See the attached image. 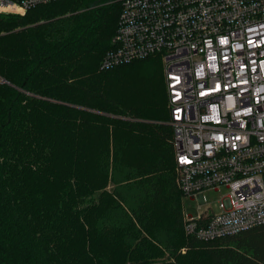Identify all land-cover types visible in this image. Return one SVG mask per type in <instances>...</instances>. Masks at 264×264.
<instances>
[{
	"label": "trees",
	"instance_id": "1",
	"mask_svg": "<svg viewBox=\"0 0 264 264\" xmlns=\"http://www.w3.org/2000/svg\"><path fill=\"white\" fill-rule=\"evenodd\" d=\"M120 10L0 15V264H264V225L184 232L160 57L100 66Z\"/></svg>",
	"mask_w": 264,
	"mask_h": 264
},
{
	"label": "built area",
	"instance_id": "2",
	"mask_svg": "<svg viewBox=\"0 0 264 264\" xmlns=\"http://www.w3.org/2000/svg\"><path fill=\"white\" fill-rule=\"evenodd\" d=\"M54 0H0L24 15ZM159 56L176 185L220 212H183L187 235L209 240L264 225V0H121L101 68ZM0 82H4L0 78Z\"/></svg>",
	"mask_w": 264,
	"mask_h": 264
},
{
	"label": "rangeland",
	"instance_id": "3",
	"mask_svg": "<svg viewBox=\"0 0 264 264\" xmlns=\"http://www.w3.org/2000/svg\"><path fill=\"white\" fill-rule=\"evenodd\" d=\"M107 189H112V184H108ZM227 193L228 189L225 186H218L217 188L205 190L203 192L206 200L204 205L200 204L197 197L189 198L183 196L182 210L185 215H190L192 217H195L199 212L203 211L206 206L210 207L211 212L218 213L221 210L219 205L222 202V198L226 196Z\"/></svg>",
	"mask_w": 264,
	"mask_h": 264
}]
</instances>
